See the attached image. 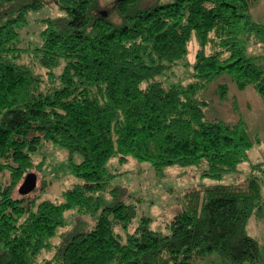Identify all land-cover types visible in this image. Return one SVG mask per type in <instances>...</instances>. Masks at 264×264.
<instances>
[{
  "label": "trees",
  "instance_id": "1",
  "mask_svg": "<svg viewBox=\"0 0 264 264\" xmlns=\"http://www.w3.org/2000/svg\"><path fill=\"white\" fill-rule=\"evenodd\" d=\"M261 1L0 0V264L262 262L248 233L253 216L264 219L260 165L239 186L186 194L167 235L120 187L111 202L104 195L119 176L114 159L147 161L160 176L207 160L219 178L249 159L256 143L245 122L208 119L209 101L199 96L227 75L264 100V65L246 47L264 45V23L252 14ZM48 4L65 15L49 18L42 42L26 48L29 12ZM194 41V80L166 85L162 76L188 63ZM218 88L228 100V84ZM50 143L68 151L78 183L62 203L19 198L27 175L44 171L35 158ZM71 210L95 223L68 231Z\"/></svg>",
  "mask_w": 264,
  "mask_h": 264
},
{
  "label": "rangeland",
  "instance_id": "2",
  "mask_svg": "<svg viewBox=\"0 0 264 264\" xmlns=\"http://www.w3.org/2000/svg\"><path fill=\"white\" fill-rule=\"evenodd\" d=\"M112 2L113 0H106ZM253 17L264 23V0L254 5L252 9ZM65 15L55 4L31 11L28 14V24L21 30L23 45L27 47L37 46L42 42L41 33L46 28L45 24L49 18H59ZM247 52L252 57H260L259 63L264 65V45L257 44L256 40L246 44ZM197 43L191 44V52L188 63H179L173 69H168L162 76L166 85L181 83L188 85L194 80V66L196 61ZM32 58V56H30ZM28 58V57H27ZM26 58V59H27ZM38 72L47 73L41 67ZM226 83L230 87L228 100L222 101L219 98V85ZM199 98L209 101L206 109L207 117L210 120L217 119L236 123L244 121L248 132L255 141V146L249 152V159L244 162L238 172H227L223 178L213 177L209 173V163L207 160L199 165L192 167H169L164 176L157 174V171L149 162H140L136 158H130L127 162L119 159L112 160L110 164L111 172L119 176L113 181L110 190H107L106 203L111 202L114 187H120L122 195L130 203L138 206L139 216L146 215L153 219L152 228L163 232L165 235L170 233L171 220L176 214L182 211L185 204V195L190 191L199 190L200 192L208 186L216 184H235L246 183L253 173V167L260 165L261 170L258 175L264 173V100L263 97L253 87L240 90L232 78L223 75L222 78L212 82L205 91L201 92ZM43 159L45 168L42 173L33 171L39 177L37 189L30 194V198L38 197L41 201L50 199L54 202H64L63 193L78 183L73 176L72 163L69 160V153L62 147L55 144H47L41 153L36 155L35 161L39 164ZM81 161V156H77L75 162ZM46 187V189H44ZM264 193V178L262 181ZM18 192V191H17ZM18 197V195H16ZM23 195H20L21 198ZM68 221V231L75 228L78 223L85 222L93 225L95 220L89 216L79 215L75 210L68 211L66 215ZM138 221V219H137ZM248 233L258 239L262 248L264 264V219L253 216L249 221ZM58 241H60L58 239ZM57 241V243H58ZM44 258L52 257L51 253L43 255ZM203 264H225L224 260L213 255L203 262Z\"/></svg>",
  "mask_w": 264,
  "mask_h": 264
},
{
  "label": "water",
  "instance_id": "3",
  "mask_svg": "<svg viewBox=\"0 0 264 264\" xmlns=\"http://www.w3.org/2000/svg\"><path fill=\"white\" fill-rule=\"evenodd\" d=\"M38 175L34 172L27 175V178L21 185L20 195L27 196L32 194L38 187Z\"/></svg>",
  "mask_w": 264,
  "mask_h": 264
},
{
  "label": "built area",
  "instance_id": "4",
  "mask_svg": "<svg viewBox=\"0 0 264 264\" xmlns=\"http://www.w3.org/2000/svg\"><path fill=\"white\" fill-rule=\"evenodd\" d=\"M262 178H264V173L262 174V176H261Z\"/></svg>",
  "mask_w": 264,
  "mask_h": 264
}]
</instances>
